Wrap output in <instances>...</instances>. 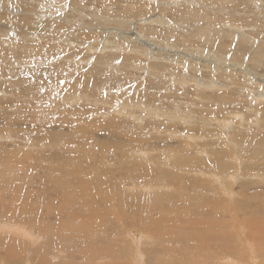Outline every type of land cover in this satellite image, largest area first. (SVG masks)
Returning <instances> with one entry per match:
<instances>
[{
	"label": "rangeland",
	"instance_id": "rangeland-1",
	"mask_svg": "<svg viewBox=\"0 0 264 264\" xmlns=\"http://www.w3.org/2000/svg\"><path fill=\"white\" fill-rule=\"evenodd\" d=\"M263 243L264 0H0V264Z\"/></svg>",
	"mask_w": 264,
	"mask_h": 264
},
{
	"label": "bare ground",
	"instance_id": "bare-ground-1",
	"mask_svg": "<svg viewBox=\"0 0 264 264\" xmlns=\"http://www.w3.org/2000/svg\"><path fill=\"white\" fill-rule=\"evenodd\" d=\"M155 20V19H154ZM156 21V20H155ZM145 44V43H144ZM149 44H151V43H149ZM148 45V44H147ZM152 46V45H151ZM155 47V46H154ZM153 47V48H154ZM178 53V52H177ZM263 95V94H262ZM108 101V100H107ZM241 116H239V118H240ZM255 119V118H254ZM226 125H228V124H226ZM135 126V125H134ZM194 139V138H193ZM195 140V139H194ZM187 171V170H186ZM201 171V170H200ZM187 172H189V171H187ZM153 173V172H152ZM228 192V191H227ZM231 194V193H230ZM233 195V194H232ZM234 208V207H233ZM231 211H233L234 212V209H232ZM8 228V227H7ZM21 230V229H20ZM37 238V237H36ZM4 243V242H3ZM264 244V243H263ZM228 256V255H227ZM220 258H222V257H220ZM228 258V257H227ZM221 260V259H220ZM206 263H207V261H206ZM237 263V262H236Z\"/></svg>",
	"mask_w": 264,
	"mask_h": 264
}]
</instances>
